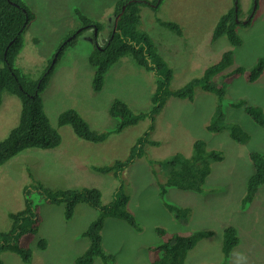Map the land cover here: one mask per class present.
Masks as SVG:
<instances>
[{
    "label": "rangeland",
    "instance_id": "rangeland-1",
    "mask_svg": "<svg viewBox=\"0 0 264 264\" xmlns=\"http://www.w3.org/2000/svg\"><path fill=\"white\" fill-rule=\"evenodd\" d=\"M116 1L23 0L33 19L23 33V49L15 67L33 79L44 72L66 34L79 27L73 8L95 22L105 24V29L96 36L97 44L102 45L109 33L108 25ZM230 10L238 12L240 22L251 16L246 26L237 28L241 39V45L237 47L225 37L211 41L216 22ZM157 19L177 24L182 36L178 37L158 25ZM141 20L143 29L154 40L160 55L173 71L172 90L199 78L225 52L233 55V64L226 72L237 67L249 70L258 58L264 56V0H162L156 10L144 7ZM93 35L96 34L91 30L84 32L74 45L63 52L50 81L40 94L44 113L61 137L60 145L48 151L29 149L0 166V232L10 227L9 212L22 209L21 191L28 182L27 169L51 190L82 186L97 188L103 202L107 203L120 180L93 174L89 166L123 159L130 145L147 127V121L140 122L120 134L112 135L106 142L96 144L77 138L68 126L57 125V116L61 112L74 109L91 130H111L115 121L107 115V110L113 98L126 103L133 112L150 108L155 77L136 66L129 57L119 59L108 71L103 92L91 91L93 70L87 57L94 47ZM218 81L219 78L213 80L214 83ZM225 91L223 105L226 121L238 123L250 140L238 145L225 132H206L216 105L212 95L197 92L192 103L170 98L157 116L149 136L150 140L160 144L157 147L147 146L145 156L136 160L120 177L129 197L128 210L141 231H132L122 221L106 219L104 222L101 244L106 253L113 255V264H150L147 248L158 242L156 228L167 232L212 231V237L203 239L188 253L184 264L219 263L222 233L228 226L236 229L239 238L228 263L264 264V186L247 209L239 208L245 182L253 173L249 153L254 151L264 155V130L240 109L229 107L230 102L243 99L264 111V74L253 84L247 83L243 77L232 79L225 86ZM20 110L21 104L16 96H3L0 140L18 124ZM196 140L203 141L208 149L221 152L224 159L212 164L204 194L168 190L169 203L190 209L187 220H175L158 200L145 160L165 159L176 152L189 156ZM32 199L40 205L41 223L37 238L31 243V259L23 263L16 254L4 252L0 254L1 261L4 264H73L76 256L87 247V240L78 234L91 218L92 211L84 209L86 206L79 207L73 219L67 222L63 218L62 206L43 204L37 196ZM38 235L48 238L45 250L36 247ZM93 264L102 263L95 259Z\"/></svg>",
    "mask_w": 264,
    "mask_h": 264
},
{
    "label": "trees",
    "instance_id": "trees-1",
    "mask_svg": "<svg viewBox=\"0 0 264 264\" xmlns=\"http://www.w3.org/2000/svg\"><path fill=\"white\" fill-rule=\"evenodd\" d=\"M161 2L162 0L159 3L157 0L116 1L108 25L109 33L102 45L97 44L96 36L105 29V24L95 22L73 8L72 12L79 27L66 34L64 44L61 43L63 45L60 44V49H57L53 66L47 67L38 78L33 79L14 65L23 49V33L33 19V15L27 10L23 0H0V105L4 95L16 96L21 104L18 124L0 140V166L29 149L52 150L60 145L61 137L44 113L40 94L50 81L54 66L63 52L74 45L75 40L84 32L96 31V35L92 36L94 47L87 57L88 65L93 70L90 80V89L93 93L105 90L108 71L119 59L125 57H129L136 66L155 77V89L151 95L148 110L133 112L120 99H112L107 110V115L115 121L114 128L111 130L100 132L91 130L74 109H66L57 116L58 126H68L77 138L96 144L104 143L112 135L120 134L140 122L147 121V127L130 145L123 159H117L108 164L89 166V170L97 175L120 180H117L118 186L111 193L107 203L103 202L101 192L96 188L51 190L27 169L28 182L21 191L22 209L8 214L10 227L7 231L0 232V254L11 252L16 254L23 263L30 261L31 243L36 238L41 223L40 205L38 206L32 199L33 196H37L43 204L62 206L65 221H70L75 211L82 206H86L93 212V219L80 234V237L87 240V247L76 256L73 264H93L95 259L102 264H113V255L106 253L101 244L104 222L106 219L122 221L121 223H125L124 225L132 231H141L134 216L128 210L129 197L125 193L120 177L136 160L145 156L147 146L157 147L160 144L150 140L149 136L154 130L157 116L170 98L192 103L197 92L212 95L216 105L206 125V132L209 134L225 132L227 137L238 145H244L250 140L249 135L238 123L228 122L225 119L223 105L226 96L225 86L232 79L242 77L247 83H255L264 74V56L258 58L249 70L237 67L226 72L233 64V55L229 51L225 52L216 63L208 66L199 78L191 79L180 88L172 90L173 71L160 55L154 40L143 29L141 20L144 7L156 10ZM235 15L238 18V12L235 14L233 10H230L218 19L212 31V42L225 37L232 46L241 45L237 28L243 25L235 22ZM156 22L176 36H182L180 27L174 22L159 19ZM216 78H219V81L214 83L213 80ZM229 107L240 109L257 127L264 130V111L261 107L250 105L243 99L230 102ZM223 159L221 152L208 149L203 141L196 140L192 144L189 156L176 152L165 159H148L145 163L150 169L158 200L175 220L185 221L189 217L190 209L179 208L169 203L168 190L176 189L198 195L204 194L207 191L206 181L212 173V164L219 163ZM248 159L253 173L247 178L243 194L239 199L241 210L247 209L260 188L264 186V155L251 151ZM155 235L158 242L147 248L148 262L150 264H184L188 253L200 241L212 237L213 232L210 230L167 232L162 228H156ZM238 244L236 229L231 226L224 228L220 261L214 264H229L230 253ZM36 247L39 250H45L46 241H39ZM0 264H4L1 259Z\"/></svg>",
    "mask_w": 264,
    "mask_h": 264
},
{
    "label": "clouds",
    "instance_id": "clouds-1",
    "mask_svg": "<svg viewBox=\"0 0 264 264\" xmlns=\"http://www.w3.org/2000/svg\"><path fill=\"white\" fill-rule=\"evenodd\" d=\"M159 2H160V1H159ZM159 2H157V3H159ZM236 12H237V11H236ZM236 12H234V13L236 14ZM235 16H236V15H235ZM249 18L251 19V16H249ZM236 19H237V16H236ZM249 22H250V20L247 22V24H248ZM236 23H241V22L238 21V19H237V22H236ZM241 24L243 25V24H245V22H242ZM243 26H246V25H243ZM94 32L96 33L95 30H94ZM61 43L64 44V42H61ZM63 44H61V46H62ZM58 49H60V46H59ZM20 53H21V52H20ZM56 56H57V51H56V53H55L54 56H53L54 63H55V58H56ZM53 59H52V61H53ZM52 61H51L50 65H49V66H51V67H52L53 64H54V63L52 64ZM55 65H56V64H55ZM49 66H48V67H49ZM54 67H55V66H54ZM44 71H45V70H44ZM150 100H151V98H150ZM154 127H155V124H154ZM52 150H53V149H52ZM44 151H48V150H44ZM92 173H93V172H92ZM93 174H95V173H93ZM96 175H97V174H96ZM101 176H103V175H101ZM82 187H83V186H82ZM86 188H89V187H86ZM67 189H68V188H67ZM96 189H97V188H96ZM188 209H189V208H188ZM89 210H90V209H89ZM76 211H77V210H76ZM76 211H75V212H76ZM90 211H91V210H90ZM92 213H93V212H92ZM74 215H75V213H74ZM74 215H73V217H74ZM132 215H133V214H132ZM73 217H72V219H73ZM63 218H64V217H63ZM72 219H71V220H72ZM64 220H65V219H64ZM71 220H70V221H71ZM135 220H136V219H135ZM67 222H69V221H67ZM82 231H83V230H82ZM82 231H81V232H82ZM81 232L78 234L79 237H80ZM38 237H39V238H38V240H37V244H38V242L41 241V240H45L46 242H48V240H47L46 238H45V239L40 238V235H38ZM36 238H37V237H36ZM36 238H34V239H36ZM34 239H33V240H34ZM237 246H238V245H237ZM237 246H236V247H237ZM231 252H232V251H231ZM230 254H231V253H230ZM228 260H229V259H228Z\"/></svg>",
    "mask_w": 264,
    "mask_h": 264
},
{
    "label": "crops",
    "instance_id": "crops-1",
    "mask_svg": "<svg viewBox=\"0 0 264 264\" xmlns=\"http://www.w3.org/2000/svg\"><path fill=\"white\" fill-rule=\"evenodd\" d=\"M82 207L84 208V206H82ZM84 209L89 210L88 208H84ZM89 211H90V210H89ZM90 212H91V211H90ZM93 217H94V214L91 212V218H89V219L87 220L88 222L86 221L87 223H85V224L83 225L81 231L84 230V229L86 228V226H87V225L89 224V222L93 219ZM50 231H51V230H49V232H50ZM81 231H80V232H81ZM46 239L48 240L47 237H46Z\"/></svg>",
    "mask_w": 264,
    "mask_h": 264
},
{
    "label": "water",
    "instance_id": "water-1",
    "mask_svg": "<svg viewBox=\"0 0 264 264\" xmlns=\"http://www.w3.org/2000/svg\"><path fill=\"white\" fill-rule=\"evenodd\" d=\"M160 0H157V2H159ZM122 10H123V8H122ZM119 17V16H118ZM117 17V18H118ZM117 18H116V20H117ZM235 22H237V19H236V16H235ZM78 31H76V33H77ZM54 63V59H53V61H52V64ZM50 68H51V66H50Z\"/></svg>",
    "mask_w": 264,
    "mask_h": 264
},
{
    "label": "flooded vegetation",
    "instance_id": "flooded-vegetation-1",
    "mask_svg": "<svg viewBox=\"0 0 264 264\" xmlns=\"http://www.w3.org/2000/svg\"><path fill=\"white\" fill-rule=\"evenodd\" d=\"M249 20H250V18H249V16H247V19L245 21H243V22H245V24H243V25H246ZM241 23H242V21H241Z\"/></svg>",
    "mask_w": 264,
    "mask_h": 264
},
{
    "label": "bare ground",
    "instance_id": "bare-ground-1",
    "mask_svg": "<svg viewBox=\"0 0 264 264\" xmlns=\"http://www.w3.org/2000/svg\"><path fill=\"white\" fill-rule=\"evenodd\" d=\"M32 5V4H31ZM236 234V233H235ZM237 241H238V239H237ZM107 245V244H106ZM67 264V263H66Z\"/></svg>",
    "mask_w": 264,
    "mask_h": 264
}]
</instances>
